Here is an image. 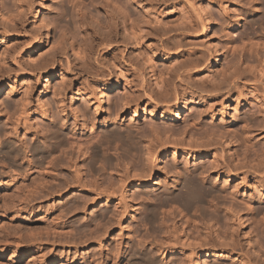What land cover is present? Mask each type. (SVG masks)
<instances>
[{
	"label": "rangeland",
	"instance_id": "374dc122",
	"mask_svg": "<svg viewBox=\"0 0 264 264\" xmlns=\"http://www.w3.org/2000/svg\"><path fill=\"white\" fill-rule=\"evenodd\" d=\"M111 12L127 31L100 45ZM262 25L264 0H0V264H177L174 219L234 247L199 264H264ZM27 157L43 176L7 175Z\"/></svg>",
	"mask_w": 264,
	"mask_h": 264
},
{
	"label": "bare ground",
	"instance_id": "6f19581e",
	"mask_svg": "<svg viewBox=\"0 0 264 264\" xmlns=\"http://www.w3.org/2000/svg\"><path fill=\"white\" fill-rule=\"evenodd\" d=\"M105 7V6H104ZM109 11V10H108ZM84 16V13H82V17ZM109 17H110V19H109V21L107 22V24H106V26L109 28L107 31H106V33H107V35L109 36V37H105V38H103L101 41H100V45H107V46H110L114 41H113V38H112V34L115 32V28L116 27H122V29L124 30V31H127V20H128V18H129V16L126 14V13H124V14H121L120 16H118L117 14H115L114 12H111V13H109ZM201 18H202V21H203V24H202V26H203V28H206V30H207V25H208V23H207V20H208V16L207 15H203V14H201ZM122 25V26H121ZM262 26H264V25H262ZM261 29V28H260ZM262 29H263V27H262ZM263 31V30H262ZM95 34H96V32H94ZM261 34V33H260ZM262 35V34H261ZM264 38V37H263ZM262 39V38H261ZM260 39V40H261ZM263 40V39H262ZM257 44V43H256ZM255 44V45H256ZM261 44V43H260ZM216 49V48H215ZM216 52H217V58L215 59L216 60V63L215 64H219L220 63V52H218V50L216 49ZM244 52V51H243ZM240 57V56H239ZM236 62V61H235ZM237 62H241L240 61V59L239 60H237ZM261 62V61H260ZM211 68H212V65H211ZM238 72H239V70H237ZM242 73V72H241ZM210 76V75H209ZM183 77V75H181L180 76V80H183V83L185 82L184 81V78H182ZM242 77V75L241 74H239V73H236V71H234L233 72V74H231V76L230 77H228L227 78V82H229V83H236V80H239L240 78ZM49 80V79H48ZM47 80V81H48ZM118 87V84H116V86L115 87H113L112 89H116ZM103 88H106V87H103ZM174 88H176V87H174ZM106 89H108V88H106ZM176 91L177 90H175V93H176ZM105 110V105H103V106H101V111H104ZM136 111H137V109H136ZM135 110H134V114L136 115L137 114V112H136ZM143 112L145 113H147V112H149V114L151 113L152 114V116H155L156 115V111L155 112H153L152 110L151 111H145V109L143 108ZM181 114L183 115V113H182V108L181 107H177V109H176V111H175V113L174 114H166V113H161V117L162 118H164V119H167V120H169V119H171V120H176V119H178L180 116H181ZM191 119H193V117L191 118ZM12 130L11 131H14L15 132V130H17V127L16 126H12L11 125V127H10ZM153 130V129H152ZM26 132H28V131H26ZM25 132V133H26ZM153 132V131H152ZM12 134H13V132H12ZM16 138H18V137H16ZM24 138V137H23ZM95 138V137H94ZM19 139V138H18ZM24 140V139H23ZM23 140H18V141H23ZM38 147V146H37ZM35 148V147H34ZM5 149H7V148H5ZM40 149V148H39ZM147 150L146 151H148L147 152V154H153V152H152V149L153 148H151V147H147L146 148ZM157 150V149H156ZM7 151H8V149H7ZM9 151H11V152H13L11 149L9 150ZM33 151H34V149H33ZM36 151H34V153H35ZM41 152V151H40ZM156 152V151H155ZM7 154H9L8 152H7ZM13 155H12V157H16V158H18L19 156H18V153L16 154V152H15V154L14 153H12ZM41 154V153H40ZM202 154H204V152L202 153ZM202 154H200V155H202ZM206 154V153H205ZM11 155V154H10ZM149 155H147V156H149ZM28 156V155H27ZM10 157V156H9ZM14 158H11V159H14ZM28 158V157H27ZM151 158V157H150ZM147 159H149V158H147ZM146 159V160H147ZM17 160V159H16ZM148 162H150V160L148 161ZM35 164H36V162H34ZM33 161L32 160H30L29 158L27 159V166L28 167H26L25 169H22L23 171L22 172H19V171H17V173H14V174H12L10 171V173L8 174L7 173V175L8 176H10V177H13V178H16V177H18V176H22L23 178L21 179V181L22 182H24L25 181V177L26 178H29V177H33V175L34 174H36L38 171H39V169L38 168H35V166H33ZM141 163V162H140ZM153 163V162H152ZM214 163V164H213ZM212 163V169L214 168V170H215V168L217 167L218 168V166L220 167L221 165L218 163V162H216V161H214ZM34 164V165H35ZM39 164V163H38ZM41 164V163H40ZM40 164H39V166H40ZM149 164V163H148ZM137 165V164H136ZM144 165V164H143ZM141 166V165H140ZM154 166H155V164H154ZM224 166V165H223ZM226 166V165H225ZM222 167V166H221ZM227 167V166H226ZM150 169H151V167H149ZM216 168V170L219 172V170L220 169H217ZM223 168V167H222ZM211 169V170H212ZM142 172V171H141ZM145 172V171H144ZM143 172V173H144ZM44 173V172H43ZM43 173H41V171H39L38 172V174H40V175H44ZM46 173V172H45ZM151 173H152V171L151 170H147L144 174H141L140 173V175H139V178H138V186H141V185H144V184H148L149 183V181H146L147 179H144L145 177H147V176H150L151 175ZM218 174V173H217ZM6 175V176H7ZM137 176H138V174H137ZM3 177V176H2ZM134 177V176H133ZM8 178V177H7ZM190 178H192V177H190ZM195 179V178H194ZM193 179V182L195 181ZM5 180H7L6 178H0V185L5 181ZM176 181H178L177 179H176ZM196 181H197V179H196ZM110 182H112V181H110ZM148 182V183H147ZM6 182H4L3 183V185L5 184ZM198 183V182H197ZM197 183H196V186H198L197 185ZM83 185V184H82ZM186 185V184H185ZM192 185V184H191ZM79 186V185H78ZM84 186V185H83ZM125 186H126V184H125ZM127 187V186H126ZM188 187V186H187ZM200 187H203L204 188V186H202L201 184H200V186L198 187V188H200ZM82 188V187H81ZM138 189V188H137ZM187 189V188H186ZM202 189V188H201ZM125 190H126V188H125ZM182 191V190H181ZM187 191H189L188 193H185V194H187V195H185L188 199H187V201L188 200H193V199H196L195 197H196V191H195V189H191V190H187ZM199 191H200V189L198 190V193H199ZM206 190H204L203 189V192H205ZM121 192V191H120ZM186 192V191H185ZM202 193V192H201ZM200 193V194H201ZM122 194H124V192L122 191ZM182 194H184V193H182ZM199 194V196L202 198V195H200ZM203 194V193H202ZM124 196V195H123ZM178 196H182V197H184L183 195H178ZM177 196V197H178ZM140 197V196H139ZM108 199V198H107ZM181 199V198H180ZM179 200V199H178ZM184 200H185V197H184ZM198 200V199H197ZM88 201V200H87ZM87 201H84V202H87ZM173 201V200H172ZM181 201V200H180ZM195 201V200H194ZM174 202V201H173ZM186 203V202H185ZM189 204L190 203H192V202H188ZM84 206H85V204H84ZM188 207V206H187ZM186 207V208H187ZM85 208V207H84ZM152 208V207H151ZM6 209H8V206H7V204H6V202H5V200H3L1 197H0V211L2 210V211H5ZM119 209V208H118ZM118 209H115V211H119ZM124 210H126L127 211V209H125L124 208ZM123 210V211H124ZM115 211H114V213H115ZM120 211H122V210H120ZM148 211H152L153 212V209H149ZM113 212H112V214L113 215H115ZM119 213H121L122 214V212H119ZM118 212H117V214H119ZM154 213V212H153ZM152 213V216H155V214H153ZM171 213H173V212H171ZM116 214V215H117ZM125 214V213H124ZM168 214V213H167ZM176 214V213H175ZM128 215V214H127ZM147 216H145L146 218H148L149 217V215H151V213H149V214H146ZM170 215V214H169ZM112 216V215H111ZM123 216V215H122ZM121 216V217H122ZM173 216V215H172ZM178 216V215H177ZM164 217V216H163ZM169 217V216H168ZM174 217V216H173ZM40 218H42V217H40ZM39 218V219H40ZM114 219H115V217H113ZM116 218H117V216H116ZM118 218H120V214H119V217ZM117 218V219H118ZM144 218V217H143ZM145 218V219H146ZM170 218H171V215H170ZM169 218V219H170ZM180 218V217H179ZM149 219V218H148ZM151 219H152V217H151ZM153 219H154V217H153ZM163 219V218H162ZM167 219V218H166ZM165 219V220H166ZM174 218H172L171 220H173ZM121 220V219H120ZM119 220V221H120ZM150 220V219H149ZM116 221V220H115ZM118 221V222H119ZM147 221V220H146ZM151 221V220H150ZM168 221H170V220H168ZM161 222V221H160ZM165 221L163 220L162 221V223H164ZM190 222V221H189ZM188 221H187V223L189 224V225H187V226H190V232H187V231H185L183 234H184V240H183V238H181V234L180 235H178L179 233H181L180 231H178L177 230V222H176V219H174V221H172V222H170L171 224L170 225H168V228H166L167 230L166 231H168L169 233V235H168V241L167 242H165V241H163L162 243H158L157 241V243H156V245H155V247L158 249V252H160L162 255L161 256H164V257H167V255L170 253V255H176V254H178V253H180L181 254V258L179 257H177L178 258V260H176V258L175 257H173V258H175V260L176 261H178V263L177 264H199V261H200V257H202L204 254L205 255H210V254H213V255H215V256H219V255H217L218 254V252L217 251H223V252H230L231 254H235V253H233L234 252V247H231V249L229 250L228 248H225V247H222L221 245H217V242L216 241H218V243H219V240H220V237H221V230L220 229H217L216 228V226L214 225V223H210V222H206V221H204L203 223H202V225H201V228L199 227V225H197V224H193L192 225V223H189ZM120 223V222H119ZM164 224H166V222L164 223ZM168 224V223H167ZM161 225V226H160ZM160 227L162 228V224L160 223ZM181 225V224H180ZM183 225V224H182ZM167 226V225H166ZM191 226H193V230L191 229ZM164 227V226H163ZM170 228V229H169ZM183 228V227H182ZM169 229V230H168ZM187 229V228H186ZM195 231H196V233H195ZM209 231H211V232H213V233H215V237H216V239H215V241H214V243H213V245H212V243H211V241L210 240H208V232ZM179 232V233H178ZM166 233V232H165ZM178 233V234H177ZM99 236V235H98ZM166 236V235H165ZM102 237H103V235H102ZM101 236H99V238H97L96 239V241H99L100 242V239L102 238ZM165 237H163L162 239H164ZM158 239V238H157ZM166 239V240H167ZM142 241V240H141ZM159 242H161V241H159ZM154 244V243H153ZM216 245H217V247H216ZM219 246V247H218ZM157 251V250H156ZM18 252H20V249H18ZM224 253H221V255H223ZM0 256H3V253L2 252H0ZM147 256V255H146ZM149 258H151L150 256H149ZM149 258H146L145 260H150ZM168 258V257H167ZM171 258V257H170ZM10 259V258H9ZM12 259V258H11ZM148 260H147V262H148ZM168 260H169V258H168ZM128 262V261H127ZM145 262V261H144ZM152 262H154V261H152ZM168 262V261H167ZM122 264H127V263H124V262H121ZM205 263V262H204ZM240 264H250V262L248 261V260H244L243 258L240 260V262H239ZM7 264H11V263H8L7 262ZM59 264H69L68 263V260H64V261H61ZM129 264V263H128ZM166 264V263H165ZM170 264H171V262H170Z\"/></svg>",
	"mask_w": 264,
	"mask_h": 264
}]
</instances>
